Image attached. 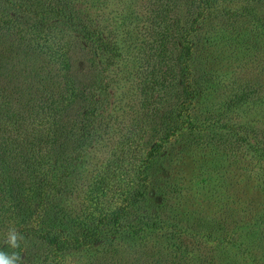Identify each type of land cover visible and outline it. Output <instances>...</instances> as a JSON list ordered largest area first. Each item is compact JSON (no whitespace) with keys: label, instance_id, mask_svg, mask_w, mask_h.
<instances>
[{"label":"rangeland","instance_id":"374dc122","mask_svg":"<svg viewBox=\"0 0 264 264\" xmlns=\"http://www.w3.org/2000/svg\"><path fill=\"white\" fill-rule=\"evenodd\" d=\"M212 3L200 39L191 32L188 60L193 81H210L208 97L189 107L190 119L206 130L186 124L158 150L151 143L168 126L178 127L179 29L192 19L185 2L79 0L77 7L111 32L118 56L111 63L94 58L79 35L55 32L53 49L61 52L41 59L48 97L41 120L28 114L40 104V79L31 95L22 88L6 94L0 73V106L21 115L0 117V251H7L11 228L49 230L47 211L58 205L80 216L75 228H64L67 241L96 226L110 235L82 250L63 248L65 238L58 246L23 239L19 264H264V156L256 151L264 150V0ZM170 4L183 5L186 15L159 16ZM75 51L74 74L105 83L96 114L87 118L89 99L83 108L62 62ZM241 92L247 97L237 106L233 99ZM64 124L66 140L58 132ZM244 124L252 129L229 128ZM152 151L158 155L149 166ZM19 182L25 185L17 194ZM121 212L126 227L148 216L165 226L130 240L113 232L118 225L111 219ZM197 227L213 234L188 231Z\"/></svg>","mask_w":264,"mask_h":264},{"label":"trees","instance_id":"16d2710c","mask_svg":"<svg viewBox=\"0 0 264 264\" xmlns=\"http://www.w3.org/2000/svg\"><path fill=\"white\" fill-rule=\"evenodd\" d=\"M179 1L180 3L185 2V6H190L192 19L188 22L191 24L190 27L185 25L179 29V50L176 62L179 66L181 78V89L179 91L181 103L179 105V120H175L178 127L171 129L168 126L169 132L164 133L165 137L162 135L158 144H155L154 142L151 143V148H155V150L162 148L164 139L170 138L172 135L176 134V131L185 132L184 126L186 124H190L191 126H194V129L198 128L201 131L206 130L207 126L202 125V122H196L195 119H192L193 121L190 119L191 115L189 107L194 102L202 101L208 97V89H211L210 81L209 79L193 81L192 71L188 60L191 59L193 55L191 52L193 46L191 32H195L197 40L200 39L199 28L203 24L202 21L205 16L204 14L214 11L212 3L214 0ZM78 2L79 0H0V73L4 72V77L2 78L1 83L6 94L16 93L18 88H22V90L27 89L26 93H30L29 95H31L35 80L40 79V86H42V93L39 96L40 104L35 107L31 106L28 111V114L31 115V117L37 116L38 120L42 119V117L39 116V113L47 108L46 99H48V97H46L47 91L44 89L46 80L43 73L44 65L41 62V59L45 56L55 55L52 53H59L58 51L61 52L60 48H57V50L53 49L55 32L62 33L65 30L73 31L76 35H79V37L82 38V42L85 44L86 48L90 49L88 55H92L94 58H99L103 55L109 57L107 61L111 63L113 58L118 56L117 46L112 41L111 32L104 30L93 18L87 17L85 10L77 7ZM179 6L180 7H174L172 4L168 6L166 5L165 9L158 12V15L162 16V14H164L165 17L167 13L174 11L177 15H186L187 10L185 7L183 5ZM183 20L186 22V16H184ZM250 32L252 33V31ZM247 34L248 30L244 35ZM77 54L79 53L75 51L73 56L69 55L67 59L63 58L62 62L70 72L72 91L75 93L76 98L81 101V104H84L83 108L86 107L85 101L89 99L88 107L84 111V116L87 118L96 114L98 104L100 103L99 97L101 96L99 90L104 88L105 83L102 79H99L98 81L90 78L79 79L77 75L74 74V72L77 71V65L73 61ZM184 55L185 59H183ZM40 76H42V78ZM245 97H247V94L241 92L234 97L233 101L237 106H240ZM12 108L11 105L0 106V117L6 120H19L21 115ZM185 116H188V119L192 123H188L187 120H184ZM203 123L205 124V122ZM60 125H62V123L58 121V126ZM210 125L211 124L208 126ZM235 126L237 125H230L229 128L232 127L244 130L251 128L249 124L240 125V127L238 126L237 128ZM86 127L87 130H89L87 124ZM65 130L66 125L64 124L59 128L58 132L61 133L60 136L66 140L70 136H68L67 133H64ZM90 134L91 131H87V136H90ZM65 135L67 137H65ZM76 142V146H81V144L79 145V140ZM256 151L259 152V155L264 156V150L260 151L259 149H256ZM156 153H158V151H156ZM19 155L24 157L23 153H20ZM157 155L155 154V151L154 153L152 151L147 155V163L149 166L152 165L154 162L153 160ZM74 156L75 158H79L80 155L78 154V151H74ZM18 158L19 157L16 159ZM18 163V160H16L14 164L11 162V169L17 171ZM18 185H16V188L19 190L17 194L20 193L21 188L24 187L25 184L19 182ZM15 200L18 199L15 198ZM133 201L135 202V200ZM157 205L159 204L157 203ZM47 214H49V216L46 215V218L49 220V230L42 232L41 230L36 229H23L18 232L19 235L23 237V239H44L54 246H58L61 243L60 240L65 238L64 242L66 245H64L63 248L67 246L76 250L90 248L96 239L110 235L108 234L110 231H105V233L101 227L96 226L91 230H81L83 231L81 237L75 238L73 241H67V237L64 236L66 231L64 228L68 226H74L75 228L76 225L79 224L80 216H77L73 212H68L58 205H52L50 209H48ZM125 215V213L121 212L112 217L111 221L118 225L113 232L122 230L124 233L131 236L130 240L140 234H146L149 230L155 231L164 228L165 226L163 222L155 216H148V220L144 219L142 224L134 223L126 227L122 224ZM62 219H64V221ZM188 231L193 232L194 235H201L203 233L208 235L213 234V231L209 228L197 227L189 229ZM70 238L74 239V237ZM19 244H22L21 240L19 241ZM20 250V246L19 248L13 249L8 245L5 249L6 253L9 254L12 252L18 254ZM19 262L20 260L17 264H19Z\"/></svg>","mask_w":264,"mask_h":264},{"label":"clouds","instance_id":"9594fccd","mask_svg":"<svg viewBox=\"0 0 264 264\" xmlns=\"http://www.w3.org/2000/svg\"><path fill=\"white\" fill-rule=\"evenodd\" d=\"M23 237L19 235L15 228L9 229L7 233L6 244L13 248H19V241L22 240ZM21 259V257L16 253L12 252L11 254L6 253L4 251H0V264H17V262Z\"/></svg>","mask_w":264,"mask_h":264}]
</instances>
